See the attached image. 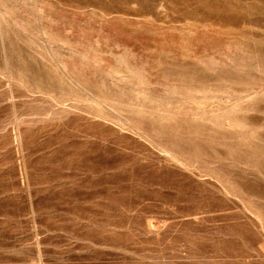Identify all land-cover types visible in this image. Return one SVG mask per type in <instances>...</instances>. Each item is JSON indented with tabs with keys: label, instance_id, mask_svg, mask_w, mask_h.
<instances>
[{
	"label": "rangeland",
	"instance_id": "rangeland-1",
	"mask_svg": "<svg viewBox=\"0 0 264 264\" xmlns=\"http://www.w3.org/2000/svg\"><path fill=\"white\" fill-rule=\"evenodd\" d=\"M0 264H264V0H0Z\"/></svg>",
	"mask_w": 264,
	"mask_h": 264
}]
</instances>
